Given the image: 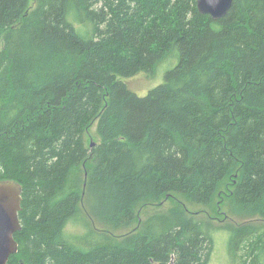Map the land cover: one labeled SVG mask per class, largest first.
<instances>
[{
    "label": "trees",
    "instance_id": "trees-1",
    "mask_svg": "<svg viewBox=\"0 0 264 264\" xmlns=\"http://www.w3.org/2000/svg\"><path fill=\"white\" fill-rule=\"evenodd\" d=\"M29 3L0 0V182L21 189L7 264H209L219 228L179 211L120 238L93 224L129 227L170 193L209 205L228 177L233 213L264 219V0L219 20L196 0ZM175 60L145 96L119 79ZM221 228L234 255L260 240L250 223ZM262 247L240 264H261Z\"/></svg>",
    "mask_w": 264,
    "mask_h": 264
},
{
    "label": "rangeland",
    "instance_id": "rangeland-1",
    "mask_svg": "<svg viewBox=\"0 0 264 264\" xmlns=\"http://www.w3.org/2000/svg\"><path fill=\"white\" fill-rule=\"evenodd\" d=\"M29 4L32 6L33 0H30ZM176 64L177 60H175L174 63L164 62L158 65L152 74L139 73L128 79H119L136 95L145 96L151 89L163 83L165 72ZM96 123L97 120L93 121L84 134V142L87 148H89L91 143L97 144L100 142V138L96 131ZM234 183L235 176L225 178L221 181L214 198L209 205L194 204L183 195L170 193L155 201L149 199L138 203L134 207L135 220L129 227L116 228L111 223L105 224L98 221H95L93 225L98 231H104L114 237L120 238L132 231H138L141 222L151 214L179 211L182 214L174 212L180 214L181 216L179 217L205 221L213 227L219 228L212 233L214 243L209 264H240L241 258L243 257L242 250L247 249V251H251L256 245L260 248L263 246L259 253V260L261 264H264V219L256 215L252 217H241L233 213L229 193L231 192ZM80 208L82 213L86 212L84 206H81ZM246 223H250L261 229L260 235L258 236L260 240L257 242V239L251 238L249 241L239 244L237 252L234 255L233 247L230 246L229 241L227 244L229 234L221 227L227 224L240 225ZM67 230L72 233L80 234L83 232V227L78 222H71L67 225Z\"/></svg>",
    "mask_w": 264,
    "mask_h": 264
},
{
    "label": "water",
    "instance_id": "water-1",
    "mask_svg": "<svg viewBox=\"0 0 264 264\" xmlns=\"http://www.w3.org/2000/svg\"><path fill=\"white\" fill-rule=\"evenodd\" d=\"M234 0H196V9L201 15L219 20L227 15ZM95 144L91 143L90 148ZM20 186L14 181L0 182V264H7L17 252L14 234L20 230L18 214L21 202ZM169 264H174L173 260Z\"/></svg>",
    "mask_w": 264,
    "mask_h": 264
}]
</instances>
